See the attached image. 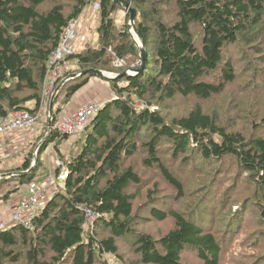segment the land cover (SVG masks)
Here are the masks:
<instances>
[{
	"label": "trees",
	"instance_id": "1",
	"mask_svg": "<svg viewBox=\"0 0 264 264\" xmlns=\"http://www.w3.org/2000/svg\"><path fill=\"white\" fill-rule=\"evenodd\" d=\"M128 1L136 10L132 29L148 55L144 72L139 67L134 75L127 70L140 50L117 31L113 15L122 9L112 0H0V118L39 104L51 53L92 2L100 16L97 45L66 61L76 66L72 74L93 69L116 75L100 78L115 97L74 139L60 192L39 211L32 229L0 232V264H222L238 234L234 226L241 229L249 215L264 226V98L244 96L245 77L235 65L245 54L226 51L250 50V59L238 66L264 82V0ZM155 1L173 8L174 23L160 20L157 4L143 9ZM116 60L125 64L115 67ZM92 77L66 82L59 91L64 104ZM227 93L230 109L244 108L245 130L234 122L230 129L218 124L202 107ZM177 97L196 102L170 122L149 109ZM137 102L146 107L136 108ZM53 138L41 144L33 172L23 174L33 166L32 148L6 173L10 177L0 174L1 200L20 188L3 193L5 183L21 186L47 176L40 155ZM140 142L144 152L137 162ZM192 161L203 170L194 174ZM226 164L252 188L246 199L218 174ZM85 207L96 215L88 228ZM242 244L258 248L257 241ZM254 257L252 264H264V241Z\"/></svg>",
	"mask_w": 264,
	"mask_h": 264
},
{
	"label": "rangeland",
	"instance_id": "2",
	"mask_svg": "<svg viewBox=\"0 0 264 264\" xmlns=\"http://www.w3.org/2000/svg\"><path fill=\"white\" fill-rule=\"evenodd\" d=\"M155 2H151V4L145 5L143 9L145 11H149L151 9L152 4H154V5L157 4L155 11L159 14L160 20L167 23L168 25H170L171 23H174L176 21V18H175L173 8L171 6H167V7L162 6L158 2H156V3ZM96 5H98L97 2H92V3L88 4L85 7V9H83L84 12L79 19V25L76 27L77 42H79V46L77 47V50L79 52L82 49H84V48H82V46L85 44V42L90 44V45H93V46L97 45V43L96 44L91 43L92 38L94 37L96 28H98L99 23H100V16H99V14H97V10H96L97 6ZM98 12H99V8H98ZM113 18H114V24H115V27L117 28V31L126 32L129 36L130 40L133 41V43L137 46V49H139L141 52V49L143 47L141 46L139 38L135 34L133 29L129 30V25H128L129 18L126 15V12H124L123 10H117L114 13ZM80 20H81V22H80ZM83 21H85V26L87 28L85 30L84 34H83L82 29H81ZM85 34H88L92 38L91 39L90 38H87V39L83 38ZM108 50L110 51L111 48H108ZM226 51H234V53L239 52L240 56L245 54V55H243L242 60L240 62H237L235 65V68L237 67L236 69L241 74V76L245 77V80H241V81L245 82L244 96H248L250 99H256V98L262 99V98H264V82H262L263 78L255 77V75H253V76L249 75V74H247L248 71L245 72L244 70H242V68L240 66H238L240 63L246 62L250 59L249 58L250 57V50L249 51H243V50L238 51L236 49H233V50L227 49ZM226 54H227V52H226ZM228 58L229 57L227 56V59ZM137 60H141L140 54L133 58V63H135ZM232 62L234 63V61H232ZM71 68H72V70H75L74 67H71ZM133 73L135 74V71ZM134 74H132V72H129V75H134ZM209 80L212 81L211 79H209ZM90 81H91V83H90ZM88 84L90 85V86H88V88L92 92H96L97 90H99L98 93H95L96 95L93 93L92 94L93 97H91L90 100H88V101L96 102L97 104H99L101 106L105 102H109V101L113 100V98L115 97L111 93V90H110V87H109L107 81H105L103 79L92 77L88 80ZM103 85H104V87H106V89L103 88L105 91L101 90ZM122 85H124V84L121 83L120 86H122ZM99 94L105 96L103 98L104 100H100L101 97H99ZM61 96L58 95L57 100H55L56 104L59 103V106L57 107L56 104L54 105L53 114L65 102V97L64 96L61 97ZM84 100L86 101V99L83 95V100L81 102H83ZM195 102H196V100L194 98L177 97L172 102H166L163 104L152 103L150 105L149 109L151 112H154V111L160 112V114L165 117V120L170 122V119H172L173 117H179L180 114L186 113L189 109H191L194 106ZM242 103L236 105V107L240 106ZM229 104H231V102H230V99L228 98V93H227L223 96L216 97L214 99L209 100L208 103L207 102L203 103L202 107L206 113L217 117L218 124L220 123V125L225 126L226 128L230 129V126L232 125L231 123L234 122L233 125H234L235 129H237V127H238V129H240V130H245L246 122L243 123L240 121V117H242L241 115L244 111V108L243 109H232V108L230 109ZM31 105L32 104L28 105L27 107L32 108ZM78 105H79V103L76 104V107H78ZM134 106L136 108H139V109H144L146 107L144 103H140V102H137ZM70 107H71V109L74 108L73 105H71ZM47 127H48V123L43 124L42 128L34 135V138L31 139V141H32L31 143L33 145L30 149H28L29 148V144H28L27 146L23 147L21 150L17 149L16 153H13V155L11 152H6V153L1 152L0 153V174L7 175L6 173H9V170L12 171L11 168H15L16 166L21 165L25 155L27 154L26 153L27 150H28V152H30V150L33 148V154L32 155H34V158H38L39 148H40L41 144L44 142L45 139L50 137V134L47 135V132H48ZM246 133H248V129L245 132V134ZM143 138L144 137H142L141 140ZM74 139L75 138L71 139L68 142V144L61 145V147L59 148V152L49 150V152H51L50 156H46L45 151L43 153H41L40 159L46 165L45 170H41L42 171L41 173L47 174L49 171V167H50V170H55L56 169L55 163L59 161L57 159L62 160V164L64 166H67L64 159H66L67 157L70 156L69 154H70V151L72 148V143H73ZM141 143L142 142H140V144H139V150H138L137 154H135L136 156H134L135 158L137 157V162H139L141 160V157H143L144 148L142 147ZM36 144H37V147H36ZM48 148H49V146L46 149H48ZM62 154H66V157L62 156ZM8 156H10V157H8ZM8 159H9V161H8ZM31 163H33V162H31ZM191 165H193V166L190 169L194 171V174L197 171V167L199 169L203 170V166L201 164H199L197 161H192L189 164V166H191ZM141 169L146 170L142 167L141 164H139L138 170H141ZM217 169H219V171H220V172H218V174H220L221 177H223L225 180L228 181L229 186L230 185L232 186L233 184H235L237 186L236 190H237L238 197L240 196L244 200V199H246V197H248L250 195L252 188L250 186L249 187L246 186L245 185L246 183L244 182L243 179H241V178L235 179V173H234L231 165L226 164L224 166H220ZM57 170H59V169L57 168ZM214 172L215 171L211 170L210 174L213 175ZM149 174H151V172L148 171V176H149ZM7 176L10 177L11 175H7ZM14 186L20 187L19 190L16 192V194H22L23 193L24 184L20 186V182L17 180L5 183L3 185V193L13 189ZM242 193H245V195L243 194V196H242ZM14 195L15 194L7 197V199L4 198L1 200V196H3L1 193L0 194V205L1 204H8V203L12 202L13 201L12 198ZM256 222H257V218L254 215H249L243 221L241 229L239 228V226H234V231L237 232L238 234H237V237L230 244L228 251L223 254L222 264H252L253 263V261L255 260L254 255L258 256L259 242L264 241V237L262 236V232H264V226L262 224H260L259 218H258L257 224L255 225L254 223H256ZM245 240H246V242H248L249 245H251L254 241H257L258 248H256V249L252 248V247L246 248L242 244V242H244ZM251 253H254V255H252Z\"/></svg>",
	"mask_w": 264,
	"mask_h": 264
},
{
	"label": "built area",
	"instance_id": "3",
	"mask_svg": "<svg viewBox=\"0 0 264 264\" xmlns=\"http://www.w3.org/2000/svg\"><path fill=\"white\" fill-rule=\"evenodd\" d=\"M126 15H128L126 13ZM78 18L71 21L64 34L62 35L59 45L51 53L47 62L46 72L43 82V89L40 102L37 106L28 110L13 111L6 117L0 118V153L15 152L16 147H23L30 144L34 135L42 128L43 124L48 123L47 135L53 134L54 138L45 150V155L50 156L52 151L59 152L61 145L80 135V133L89 126L92 119L99 111L101 106L93 101L86 99L83 102L81 88L65 104L61 105L53 114V108L56 104L59 91L53 99L57 87L63 81H70L72 68L67 65V57L77 53L76 27ZM129 25V30L132 29ZM124 61L116 60L115 67L124 65ZM141 65V60H137L130 65L127 73L135 71ZM109 78H115V74H105ZM97 78V77H95ZM86 86V85H85ZM85 97V96H84ZM81 102V103H80ZM76 107V104H78ZM52 105V106H51ZM71 105L74 106L71 109ZM59 106V103L56 104ZM66 157V154H62ZM55 163L56 169L50 170L47 176L41 181H32L24 185V193L19 194L15 204L11 207L8 218L0 220V232H6L12 226H21L25 229H32L33 220L41 209L47 206L61 190L69 171L62 164V160ZM57 168L59 170H57ZM86 220V227H92L96 221V215L88 208H81Z\"/></svg>",
	"mask_w": 264,
	"mask_h": 264
},
{
	"label": "water",
	"instance_id": "4",
	"mask_svg": "<svg viewBox=\"0 0 264 264\" xmlns=\"http://www.w3.org/2000/svg\"><path fill=\"white\" fill-rule=\"evenodd\" d=\"M112 2L115 5L120 6V8L129 15V23H130V26H131V28L135 29L134 23H135V19H136V10L133 9V8H131V3L128 0H112ZM147 56H148L147 55V52L145 50H141V52H140V59H141V64L142 65L137 70L139 74L143 73L144 70H145L146 62H147ZM83 75H92V76L97 77V78L115 79V78H109L108 76H106L105 74H103L101 71L91 69V70H86V71H84L82 73H79V74L72 75L71 76V80L74 79V78H76V77H81ZM125 76H126V73L122 74L119 78H122V77H125ZM66 82L67 81H63L62 83H60L58 85L57 90H56V93H55L53 99L56 98L58 91L61 89V87ZM36 161H37V158L34 159V163H33L32 168L29 171H27V172H25L23 174L27 175V174L33 172L34 167H35V164H36Z\"/></svg>",
	"mask_w": 264,
	"mask_h": 264
},
{
	"label": "crops",
	"instance_id": "5",
	"mask_svg": "<svg viewBox=\"0 0 264 264\" xmlns=\"http://www.w3.org/2000/svg\"><path fill=\"white\" fill-rule=\"evenodd\" d=\"M97 7H96V10H97V14H99V12H98V5H96ZM85 9V8H84ZM83 12H84V10L82 11V13L80 14V16L78 17V25H79V19H80V17H81V15L83 14ZM80 22H81V20H80ZM77 25V26H78ZM82 31H83V34L85 33V30L87 29L86 28V26H85V21H83V23H82ZM83 38H85V39H87V38H92L91 36H89L88 34H85L84 35V37ZM97 39H98V35H97V28H96V31H95V34H94V37L92 38V44H96L97 43ZM81 46V45H80ZM87 47H95V46H93V45H90V44H88V43H86L85 42V44L82 46V48H87ZM80 48V47H79ZM81 48V49H82ZM77 53H79V51L77 50ZM67 65L69 66V67H76L72 62H67ZM90 83H91V81H90ZM88 86H90L88 83H87V85L86 86H84L83 87V89H82V92H84V96H85V98L86 99H90L91 97H93V93L95 94V93H98L99 92V90H97L96 92H92L89 88H88ZM103 88H105L106 89V87H104V85L102 86V88H101V90L102 91H105ZM96 95V94H95ZM99 97H101V99L100 100H104L103 98L105 97V96H103V95H100L99 94ZM17 149H19L18 147H16V150ZM16 150H15V152L14 153H16ZM20 150V149H19ZM19 152V151H18ZM12 153V155H13V152H11ZM8 157H10V156H8ZM8 161H9V159H8ZM16 167H18V166H16ZM24 193V192H23ZM22 193V194H23ZM18 196H19V194H15L14 196H13V198H12V202H10V203H8V204H1L0 205V220H6L7 218H8V215H9V212H10V209H11V207L15 204V202H16V200H17V198H18Z\"/></svg>",
	"mask_w": 264,
	"mask_h": 264
},
{
	"label": "bare ground",
	"instance_id": "6",
	"mask_svg": "<svg viewBox=\"0 0 264 264\" xmlns=\"http://www.w3.org/2000/svg\"><path fill=\"white\" fill-rule=\"evenodd\" d=\"M73 73V72H72Z\"/></svg>",
	"mask_w": 264,
	"mask_h": 264
},
{
	"label": "clouds",
	"instance_id": "7",
	"mask_svg": "<svg viewBox=\"0 0 264 264\" xmlns=\"http://www.w3.org/2000/svg\"><path fill=\"white\" fill-rule=\"evenodd\" d=\"M125 12V11H124Z\"/></svg>",
	"mask_w": 264,
	"mask_h": 264
}]
</instances>
